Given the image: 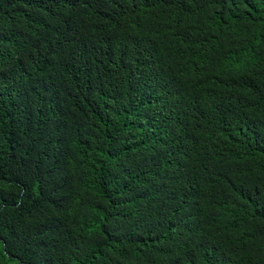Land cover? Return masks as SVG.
I'll return each mask as SVG.
<instances>
[{"label":"trees","instance_id":"obj_1","mask_svg":"<svg viewBox=\"0 0 264 264\" xmlns=\"http://www.w3.org/2000/svg\"><path fill=\"white\" fill-rule=\"evenodd\" d=\"M35 2L0 0V264H264V0Z\"/></svg>","mask_w":264,"mask_h":264},{"label":"clouds","instance_id":"obj_2","mask_svg":"<svg viewBox=\"0 0 264 264\" xmlns=\"http://www.w3.org/2000/svg\"><path fill=\"white\" fill-rule=\"evenodd\" d=\"M121 1L124 4L130 5L133 0ZM136 1L138 2V0ZM114 2L115 0H36L33 10H39L53 16V19L49 23L60 19L58 18L60 10L75 11L79 13L78 17L81 18L84 24L99 27L101 26L98 15L99 12L103 11L108 6H113ZM162 51L163 50L159 46L149 48L147 58L152 61V69L155 66L157 55ZM189 84H192V79L189 81ZM165 94L169 97V109L171 112L180 107L183 101L187 100L183 97L187 94L186 90L181 89V87L169 88ZM134 99H137L142 109L151 116V123L154 117L153 108L156 107L159 109V105L162 101L156 100L155 97L151 95L149 86L141 80H137L134 83L133 88L127 95L126 104L132 102Z\"/></svg>","mask_w":264,"mask_h":264}]
</instances>
